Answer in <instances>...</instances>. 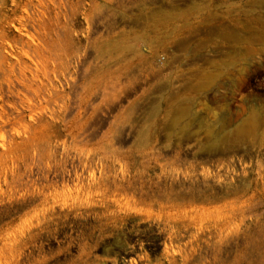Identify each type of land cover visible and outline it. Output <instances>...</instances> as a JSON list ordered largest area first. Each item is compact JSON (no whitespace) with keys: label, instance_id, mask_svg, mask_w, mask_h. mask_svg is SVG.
<instances>
[{"label":"rangeland","instance_id":"obj_1","mask_svg":"<svg viewBox=\"0 0 264 264\" xmlns=\"http://www.w3.org/2000/svg\"><path fill=\"white\" fill-rule=\"evenodd\" d=\"M18 1L0 62L38 93L0 85V264H129L127 233L134 264H168L148 238L171 202L211 219L178 221L199 240L174 264H264V0ZM123 196L135 214L108 220Z\"/></svg>","mask_w":264,"mask_h":264},{"label":"bare ground","instance_id":"obj_2","mask_svg":"<svg viewBox=\"0 0 264 264\" xmlns=\"http://www.w3.org/2000/svg\"><path fill=\"white\" fill-rule=\"evenodd\" d=\"M1 2L3 3V0H1ZM1 2H0V4H1ZM12 5H14V7L15 8H20V2L18 1V0H12ZM38 3V5L40 6L42 3L40 2V0H37V2H36V4ZM35 4H33V0H27V3H22V7H21V9L23 10L22 12H23V14H29V15H31L32 13L30 12H28V10H29V8H32L33 6H34ZM43 5V4H42ZM3 6V5H2ZM37 6V5H36ZM95 7L97 8V5H95ZM1 11V10H0ZM33 12V11H32ZM34 13H35V11H34ZM36 14V13H35ZM39 14V13H38ZM32 16V15H31ZM34 16V15H33ZM24 18V17H23ZM19 19V18H18ZM22 19V18H21ZM32 20V18H30V16L28 17H25L24 18V21L26 20ZM31 20L29 21V22H31ZM34 20V19H33ZM22 21V20H21ZM23 22V21H22ZM29 24V23H28ZM31 24V23H30ZM33 24V23H32ZM36 25V24H35ZM34 25V26H35ZM37 26V25H36ZM38 30V29H37ZM27 48V47H26ZM35 49V51H36V48H34ZM35 51H33V52H35ZM1 52V51H0ZM33 54V53H32ZM35 54H38L37 53V51L35 52ZM30 57V56H29ZM32 57H34V54H33V56ZM35 58V57H34ZM33 58V59H34ZM32 59V58H31ZM37 58H35V60H36ZM37 61V60H36ZM38 62V61H37ZM36 63V62H35ZM19 64V63H18ZM20 65V64H19ZM24 65V64H23ZM25 66V65H24ZM27 66V65H26ZM28 67V66H27ZM26 67V68H27ZM21 70H19V68H18V71L20 72H18V74H19V76L18 77H16V71L14 70V67L13 66H11V65H9V66H5L4 64H2L1 62H0V78H1V80L2 81H0V85H2L3 83H5V84H7L8 86L11 84V80L12 79H15V81L19 84V86H21L23 89L22 90H29V91H35V92H33V95H36V93H38V91H36L34 88H33V84L35 83V82H37V81H34L35 80V78L37 77L36 76V74L35 73H32V71H31V77L29 78V79H27V76L25 77L24 75H23V73L25 74L26 73V71H28L27 69H26V71L23 69V68H25V67H22L21 66ZM29 68H31V67H29ZM38 69V68H37ZM36 69V70H37ZM41 69V68H40ZM24 71V72H23ZM39 71V70H38ZM46 72V71H45ZM30 73V72H29ZM38 78V77H37ZM56 78V77H55ZM40 80V79H39ZM42 83V82H41ZM35 84H37V83H35ZM8 86H6V87H8ZM15 86V85H14ZM2 87V86H1ZM40 87V86H39ZM4 88V87H3ZM14 89V88H13ZM42 89V88H41ZM38 90V89H37ZM4 91V90H3ZM11 91V90H10ZM13 94V93H12ZM53 95V94H52ZM58 95V94H57ZM17 96V95H16ZM2 97V96H1ZM32 97V96H31ZM44 97V96H43ZM54 97V96H53ZM34 98H35V96H34ZM4 99V98H3ZM40 99V98H39ZM17 100V99H16ZM62 100V99H61ZM41 102V101H40ZM57 104H58V102H57ZM49 105H51V104H49ZM14 106V105H13ZM47 106V105H46ZM42 110V109H41ZM35 111V110H34ZM17 122V121H16ZM18 122H19V120H18ZM1 130V129H0ZM247 131H248V129L246 128V126H239L235 131H234V134H235V136L236 137H240V136H243V135H246L247 134ZM98 186V185H97ZM105 186V185H104ZM94 187V186H93ZM109 187V186H108ZM103 187H100V186H98V187H94V189H95V191L96 190H100L98 193H100V192H104V191H106L104 188L102 189ZM87 189V188H86ZM108 189V188H107ZM116 189V188H115ZM118 190V189H117ZM88 191V190H87ZM94 191V192H95ZM89 192H91V190L89 191ZM109 193H110V191H108ZM113 192V191H112ZM117 192V191H116ZM119 192V191H118ZM92 193V192H91ZM91 193L89 194V195H91ZM97 193V194H98ZM101 194V193H100ZM105 194V193H104ZM107 194V193H106ZM113 194H115V192L113 193ZM92 196V195H91ZM107 196V195H106ZM109 196H112V195H109ZM116 196V195H115ZM117 196H119V194L117 195ZM89 197V196H88ZM93 197V196H92ZM95 197V196H94ZM99 197V196H98ZM102 197V196H101ZM100 197V198H101ZM104 197V196H103ZM103 197L101 198V199H103ZM86 198H87V196H86ZM85 198V199H86ZM91 198V197H90ZM106 198H108V196L106 197ZM97 199V198H96ZM95 199V200H96ZM110 199V198H109ZM108 199V200H109ZM111 199H112V197H111ZM98 200V199H97ZM107 200V201H108ZM113 200V199H112ZM112 200H110V201H112ZM107 201H103L102 200V202H99L98 203V206H102V207H105V208H109V207H113V206H115L116 207V209L118 208V210H115V213L112 215V214H109L110 216H106V217H108L107 219L108 220H113V221H115L116 220V216L118 215V214H121V213H123V216L125 217V218H130V212H131V210L130 209H132V207L134 206V204H132L127 198H125L124 196L122 197V198H118V199H114V201H112L111 203L110 202H107ZM95 202V201H94ZM93 202V200L91 201L90 199H88L87 200V203L85 202V204H90V206L92 205L91 203H94ZM97 202V201H96ZM84 204V205H85ZM83 205V204H82ZM95 205V204H94ZM85 206H87V205H85ZM93 206V205H92ZM92 206H91V210H92ZM97 206V207H98ZM84 207V206H83ZM96 207V208H97ZM86 208V207H85ZM87 208H89L88 206H87ZM95 208V209H96ZM100 208V207H99ZM134 209H135V207H133ZM111 209V208H110ZM137 209V208H136ZM86 210V209H85ZM104 210V209H103ZM109 210V209H108ZM112 210V209H111ZM87 211V210H86ZM93 211V210H92ZM97 211H98V209H97ZM114 211V210H113ZM135 211V210H134ZM138 211V210H137ZM140 211V210H139ZM146 211V210H145ZM150 211V210H149ZM205 210H202V211H199V212H191V213H184V214H182V212H179V210H177V207H176V205H175V203L174 202H171V203H169L168 204V206H167V208H165V209H161V211H160V214H161V216H162V218H163V223H162V227L160 228V229H162L161 231H162V233H160V232H158V235L157 234H154V232H153V230H150V232L152 233L151 234V236L148 238V241H150V242H152V245L154 244V243H156L157 244V242H160V241H162L163 242V244H164V246L166 245V242H167V245H169V249L168 248H166V246H165V250H166V256H164V257H166V261L168 262V264H174V262H175V260H176V257L174 256V255H180V254H182V256H184V253H185V251L187 250V248H190L189 250L191 251V249L193 248V246L195 245V247H196V244H197V241L199 240V239H197L196 237H195V235L194 234H190L191 236H189L188 237V234H186V233H182V231L180 232V230H182L180 227L181 226H183V223L182 224H180V223H178V221H180V220H183L185 217L189 220V222L192 224V225H194V226H196V225H198V227H199V229H202V226L204 225V226H206L207 225V227L209 226L208 224L209 223H207L208 221H209V219H210V215L208 216V214H206L205 212H204ZM100 212H101V210H100ZM99 211H98V213H100ZM103 212V211H102ZM104 212H105V210H104ZM148 212V211H147ZM206 212H208V211H206ZM89 213H91V211H89ZM111 213V212H110ZM141 213H142V211H141ZM144 213H146V212H144ZM151 213V212H150ZM158 213H159V211H158ZM131 214H135V213H132L131 212ZM147 214V213H146ZM92 215H94V213L92 212ZM95 215H96V213H95ZM98 215V214H97ZM97 215H96V217H97ZM102 215V214H101ZM140 215V214H139ZM132 217V216H131ZM99 218V217H98ZM105 218V217H104ZM134 218V217H133ZM161 218V217H160ZM159 218V219H160ZM161 218V219H162ZM106 219V218H105ZM104 219V223H101V225H100V233L102 234V236H103V233L104 232H106L107 231V228H108V220L106 219L105 220ZM132 219V218H131ZM145 219H146V215H145ZM150 219V218H149ZM151 220V219H150ZM211 220V219H210ZM100 221H101V219H100ZM123 221V220H122ZM206 221V222H205ZM103 222V221H102ZM111 222V221H110ZM109 222V223H110ZM117 222V221H116ZM120 222V221H119ZM160 222H158L157 224H159ZM207 223V224H206ZM99 224V223H98ZM112 224V223H111ZM117 224V223H116ZM120 224V223H119ZM118 224V225H119ZM123 224V223H122ZM128 225V227L127 228H132V227H134L132 224L133 223H131V222H128L127 223ZM160 225V224H159ZM185 225V224H184ZM211 225V224H210ZM117 226V225H116ZM161 226V225H160ZM97 227H99V226H97ZM122 227H124L125 228V226H122ZM210 227V226H209ZM117 228V227H116ZM136 228V227H135ZM185 228V227H184ZM186 228H187V226H186ZM194 228V227H193ZM196 228V227H195ZM206 229V228H205ZM209 229V228H208ZM211 229V228H210ZM99 230V229H98ZM186 230V229H185ZM188 230H189V233H190V229L188 228ZM197 230V229H196ZM226 230V229H225ZM118 231V230H117ZM158 231V230H157ZM199 231V230H198ZM205 231V230H204ZM98 232V231H97ZM109 232V231H108ZM116 232V231H115ZM125 232V231H124ZM133 232V231H132ZM131 232V233H132ZM165 235H164V234ZM210 233V232H209ZM96 234V233H95ZM125 234V233H124ZM147 234V233H146ZM196 234V236H198L197 235V233H195ZM207 234V233H206ZM109 235V234H108ZM114 235H116V234H114ZM118 235V234H117ZM126 236H124L123 235V237L121 236V235H118V236H116V237H114V236H112V237H114L113 239H111L112 241V243L113 244H111L112 246H113V248L110 246V245H108V244H104V245H108L109 247V249H101L104 253L105 252H108V251H112L110 248H112L113 250H115L114 251V253H115V255H119V256H122V261H123V263L125 262V259H131V260H127L128 262H129V264H134V259H132V257H130V256H133L132 254L134 253V251H135V249H134V247H133V245H131L130 243H132V242H134V241H137V238H139V234H136V235H133V236H131L130 238L128 237L129 235H128V233L127 234H125ZM205 235V234H204ZM98 236V235H97ZM210 236H211V234H210ZM209 236V237H210ZM207 237V236H206ZM99 238V237H98ZM98 238H95V239H98ZM110 238V237H109ZM141 238V237H140ZM143 238V237H142ZM201 238V237H200ZM203 238V237H202ZM201 238V239H202ZM200 239V240H201ZM206 239V238H205ZM204 239V240H205ZM87 240V239H86ZM89 240V239H88ZM88 240H87V242H88ZM93 240V239H92ZM99 241L98 242H100V238L98 239ZM107 240V239H106ZM185 240H187V241H185ZM203 240V239H202ZM102 241H103V238H102ZM131 241V242H130ZM209 241V240H208ZM89 242H91V241H89ZM110 242V241H109ZM110 242V243H111ZM200 242V241H199ZM203 242V241H202ZM201 242V243H202ZM205 242V241H204ZM202 243V244H206V243ZM93 243V242H92ZM95 243V242H94ZM135 243V242H134ZM100 244L101 243H99V247H101L100 246ZM103 244V243H102ZM156 244H155V246H156ZM199 244V243H198ZM88 245V244H87ZM86 245V246H87ZM94 245H96V244H94ZM210 245V244H209ZM83 246V245H82ZM90 246V245H89ZM91 246H92V244H91ZM98 246V245H97ZM157 246H158V244H157ZM201 246V245H200ZM94 247V246H93ZM106 247V246H105ZM168 247V246H167ZM210 247V246H209ZM85 248H87V247H85ZM95 248V247H94ZM97 248V247H96ZM152 249V248H151ZM202 249V248H201ZM87 249H85V251H86ZM91 250V249H90ZM100 250V251H101ZM164 250V251H165ZM168 250H171L170 252H171V254L169 253V251ZM173 250V251H172ZM88 251V250H87ZM94 251V250H93ZM192 251H194L193 249H192ZM191 251V252H192ZM197 251V250H196ZM199 251V250H198ZM82 252V251H81ZM88 252H90V251H88ZM102 252V253H103ZM201 253H202V251H200ZM83 253V252H82ZM91 253H93V252H91ZM90 253V254H91ZM111 253H113V252H111ZM165 253V252H164ZM168 253L170 254L169 256H168ZM194 253V252H193ZM197 254L199 253V252H196ZM110 254V253H109ZM135 254V253H134ZM188 254V253H187ZM197 254H195V255H197ZM224 254V253H223ZM105 255H106V253H105ZM108 255V254H107ZM110 255H112V254H110ZM189 255V254H188ZM195 255H192V257H194ZM202 255V254H201ZM217 255V254H216ZM83 256V255H82ZM199 256V255H198ZM197 256V257H198ZM220 256V255H219ZM128 257V258H127ZM134 257V256H133ZM150 257V256H149ZM185 257H188L187 255L185 256ZM89 258H90V256H89ZM146 258H147V256H146ZM195 258H196V256H195ZM199 258H201V256L199 257ZM121 259V258H120ZM144 259V258H143ZM187 259V258H186ZM193 260L194 261V259L193 258H190L189 257V259L188 260ZM145 260V259H144ZM143 260V261H144ZM199 260V259H198ZM221 260V259H220ZM126 261V262H127ZM149 261H151V260H149ZM196 261H197V259H196ZM200 261V260H199ZM86 262H87V259H86ZM89 262V261H88ZM136 262H138L137 260H136ZM148 262V261H147ZM195 262V261H194ZM114 263V262H113ZM141 263H143V262H141ZM149 263H151V262H149ZM189 263V262H188ZM212 264V263H211Z\"/></svg>","mask_w":264,"mask_h":264}]
</instances>
